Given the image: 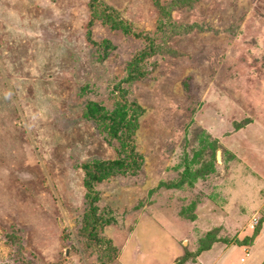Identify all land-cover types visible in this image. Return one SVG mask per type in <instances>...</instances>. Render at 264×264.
<instances>
[{
	"label": "rangeland",
	"instance_id": "1",
	"mask_svg": "<svg viewBox=\"0 0 264 264\" xmlns=\"http://www.w3.org/2000/svg\"><path fill=\"white\" fill-rule=\"evenodd\" d=\"M88 1L0 0V264H96L80 165L115 154L81 114L113 108L148 45L122 86L140 168L97 185L110 264H264V0H102L143 37L96 24L101 62Z\"/></svg>",
	"mask_w": 264,
	"mask_h": 264
},
{
	"label": "trees",
	"instance_id": "2",
	"mask_svg": "<svg viewBox=\"0 0 264 264\" xmlns=\"http://www.w3.org/2000/svg\"><path fill=\"white\" fill-rule=\"evenodd\" d=\"M189 1L192 0H176L174 4L189 6ZM87 10L89 17L85 25V41L91 49L95 50L99 62L106 60L110 50L114 47L106 39L91 40L92 27L96 24L107 27L111 31L132 35L135 38L143 37L142 34L135 32L128 24L120 20L118 14L102 0H89ZM163 15L169 24L168 14L163 13ZM176 33L177 31L170 29L169 37ZM153 54L154 49L148 45L131 59L126 68L125 77L114 87L120 100L115 102L112 109L108 110L99 103L88 101L82 110L83 119L94 124L115 154L111 160L90 159L80 165L85 209L81 216L78 236L80 241L82 240V244L96 256V264H110L114 260V253H116L113 243L100 235L103 229L113 222V219L109 209L105 208L100 211L97 206L100 200L97 185L116 176L135 174L141 164L140 156L136 151L134 135L143 110L136 103L126 100L127 90L122 86L143 77L142 69L144 67L142 64ZM8 238L6 243L10 245L15 243L16 235L14 233L10 234ZM250 243H252V239ZM204 250L205 248L198 249L194 257Z\"/></svg>",
	"mask_w": 264,
	"mask_h": 264
}]
</instances>
